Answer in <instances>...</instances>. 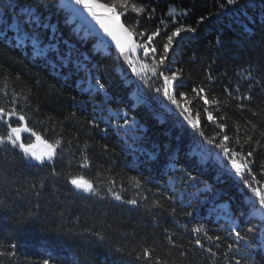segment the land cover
<instances>
[{
    "label": "trees",
    "instance_id": "16d2710c",
    "mask_svg": "<svg viewBox=\"0 0 264 264\" xmlns=\"http://www.w3.org/2000/svg\"><path fill=\"white\" fill-rule=\"evenodd\" d=\"M95 2L116 4L137 43L159 29L149 45L156 60L176 27L172 6L196 31L173 38L155 74L157 65L136 48L133 76L76 0H0V107L23 114L19 123L48 142L60 141L43 163L0 145V251L14 252L0 264H264V209L217 147L252 151L253 184L264 191V0L224 8L226 0H130L127 9L122 0ZM133 3L154 13H136ZM160 71L179 74L167 87L180 107L156 90L166 86ZM201 87L221 102L205 105L193 92ZM245 95L251 99L238 98ZM9 123L18 126L16 117ZM8 131L0 122V135ZM74 177L96 192L77 190Z\"/></svg>",
    "mask_w": 264,
    "mask_h": 264
},
{
    "label": "snow or ice",
    "instance_id": "6c2138e0",
    "mask_svg": "<svg viewBox=\"0 0 264 264\" xmlns=\"http://www.w3.org/2000/svg\"><path fill=\"white\" fill-rule=\"evenodd\" d=\"M130 0H122V3L120 7L127 9L129 6ZM238 2V0H226V4H220L221 8H224L226 5H234ZM77 4H82L88 11L93 15V17L97 18L99 22L101 23V26L104 28L105 32L108 33V35L112 36L114 40L117 41V45L120 48L121 53L125 52L128 47H131L132 51H135L136 48H141L143 49V55L144 56H149L153 62L157 65V67H152L151 71L153 74L157 72V69L162 66L165 62L166 59H168V51L173 43V38L174 37H179L182 32H195L196 28L191 27V26H185L180 20L177 18L176 14L180 13L183 15L184 13L181 11L176 6H172L170 8V11L168 13L169 16L172 17V22L173 24L176 25L175 30L171 32L170 35H167L166 42L163 44L162 49H161V54L158 60L155 59L154 54L156 53L157 49L155 47H149L151 44L153 38L157 35H159V29L152 33L151 35L147 36V41L144 43H137L133 39V33L129 31L128 28H126L122 23H120V16L124 13L118 12L117 11V5L116 4H98L95 2V0H76ZM96 8H101L104 9L106 18L109 22H111L112 27L109 26L108 23H105L104 20H100L99 17L97 16V13L94 9ZM131 9L132 11L136 13H144L147 12L149 16H151L154 13V9L148 10L145 8L144 5L137 6L135 3L131 4ZM205 19V17H200V21ZM199 22V21H198ZM164 23V21H162ZM117 31L121 34L123 37V40L121 39V36L117 35ZM140 36H144V33H139ZM145 67H148V65H145ZM160 76L163 77L165 87L163 89H156L158 92L163 91V94L165 96H168V98L172 101L173 104H176L177 107H180V103L176 100V98L172 95L169 94V89L167 85L173 84V82L177 81L179 79V74L178 73H172L171 76L165 75L163 71H160ZM251 73H248V77L250 78ZM211 78V77H210ZM102 87V85H101ZM249 88L252 87L251 84L248 85ZM226 91L228 92V95L231 96L232 92L229 91L226 88ZM236 91L239 92V85L236 86ZM193 92L196 97H199L200 99L203 100L205 105H215L219 104L221 101H219L216 97H212L210 100L208 96L205 93V88L201 87L198 89H193ZM204 94V95H202ZM239 99H251V96H242L238 97ZM243 107L244 105H240ZM185 112H187V109H184ZM204 112L206 113V119L210 122H216L217 118L213 115L212 112L208 111L207 108L204 109ZM184 113L182 112L181 115ZM190 115V114H189ZM12 117L17 118L18 126L13 127L11 123H9V120ZM185 119H189V116H186ZM25 121V116L23 114H20L16 111V109H12L10 111L5 110L4 108L0 107V122H3L8 126L9 131L5 135H0V145H3L5 143L11 144L13 147H18L26 157H31L35 160H39L41 163L44 162L45 160V155H37L34 151H32L33 145L32 144H25L22 139H21V132H31V129L27 127V124H20L19 122H24ZM189 122L192 124V126L195 128L199 124V112L196 113V119L195 120H189ZM219 127L223 130L225 125L224 124H219ZM34 135V133H33ZM202 135V133H201ZM39 139V137H37ZM229 136L224 135L223 140L224 141H229ZM212 140H209V143H212ZM237 143L240 142L239 138L236 140ZM48 148V152L46 153V158L51 161L54 156L56 155V148L60 145V141L56 140L54 144H47L45 142ZM258 143V142H257ZM217 147L221 148L223 150L224 156L228 157L231 160V165L235 169V172L237 175L241 177V179L244 180V183L247 184V186L251 189L252 193L259 198V210L264 209V191L261 190V188H257L254 186L253 181H255V176L251 175V169L248 167L249 163V158L253 155L252 151L247 152V154H242L240 152L235 151L234 149L227 148L225 144H217ZM237 157H240L238 160ZM86 160V158H85ZM85 166H87L85 164ZM249 176H251V179H249ZM256 183H259L258 181H255ZM70 183L79 190H82L84 192H89V193H95L96 189L94 188L93 184L85 180L83 177H74L70 180ZM111 191V189H110ZM114 198L117 200L122 199V197L118 193H114ZM2 203V201H0ZM129 204H137V201L135 199L127 201ZM190 215V213H189ZM194 232L197 234L203 233L204 236L208 240L212 241H219L221 237L216 236H210L208 235L207 231L203 227H197L194 229ZM237 241H245L246 242V237L240 232L237 231L235 228L232 229V233ZM196 245L203 248L204 244L200 239H196L195 241ZM239 245H237L238 247ZM12 248H15V244L11 245ZM210 254L213 256L216 255L215 252H213L212 248H207L206 249ZM229 251H232V246L229 245ZM3 255H14V252H2L0 251V256ZM151 251L147 248L143 250V258L145 260H150L151 258ZM43 264H49L47 260L43 261ZM236 264H240L239 260H236Z\"/></svg>",
    "mask_w": 264,
    "mask_h": 264
},
{
    "label": "water",
    "instance_id": "95a60500",
    "mask_svg": "<svg viewBox=\"0 0 264 264\" xmlns=\"http://www.w3.org/2000/svg\"><path fill=\"white\" fill-rule=\"evenodd\" d=\"M95 10V9H94ZM97 13V16L99 17L100 20H104L105 23H108L110 27H112L111 22H109L106 18V14L104 9H100V10H95ZM92 19L94 21L93 24H91L92 30L110 47L114 48L118 54L121 56V58L123 59L124 63L129 67V70L131 73H133V70L129 64V58L131 56L132 53V49L131 47H128L127 50L123 53H121L120 48L117 45V41L114 40L112 38V36L108 35V33L105 32L104 28L101 26V23L99 22V20L95 17H93L92 15ZM120 23H122L126 28H128L123 19L120 16ZM129 29V28H128ZM129 31H131L129 29ZM117 35L121 36V34L117 31ZM121 39L123 40V37L121 36ZM133 39L137 42L135 35L133 34Z\"/></svg>",
    "mask_w": 264,
    "mask_h": 264
},
{
    "label": "rangeland",
    "instance_id": "374dc122",
    "mask_svg": "<svg viewBox=\"0 0 264 264\" xmlns=\"http://www.w3.org/2000/svg\"><path fill=\"white\" fill-rule=\"evenodd\" d=\"M64 6H66L65 3H64ZM33 133L34 132H32V131L31 132H21L20 135H21L22 141L25 144H32L33 145L32 151H34L37 155H45V159H47L46 153L48 152V148H47V145L45 142H47V144H53V143L48 142L43 137H41L39 134L34 133V135H33ZM37 137H39V139H37ZM56 152H57V148H56ZM28 158H29V160H31L33 162L41 163L39 160H35L31 157H28Z\"/></svg>",
    "mask_w": 264,
    "mask_h": 264
}]
</instances>
